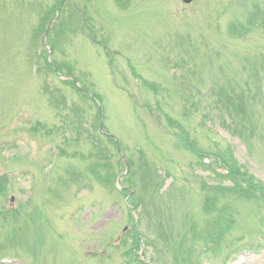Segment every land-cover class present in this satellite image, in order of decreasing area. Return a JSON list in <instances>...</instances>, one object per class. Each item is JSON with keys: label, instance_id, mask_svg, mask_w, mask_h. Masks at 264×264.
Instances as JSON below:
<instances>
[{"label": "rangeland", "instance_id": "1", "mask_svg": "<svg viewBox=\"0 0 264 264\" xmlns=\"http://www.w3.org/2000/svg\"><path fill=\"white\" fill-rule=\"evenodd\" d=\"M65 3L57 29L50 26L47 41L54 50L46 57L98 95L104 128L119 138L129 162L125 178L131 184L124 192L132 191L133 199L142 194L143 201L127 206L114 189L115 175L125 166L114 144L98 133L92 100L45 68L39 19L53 14L59 1L0 0V255L9 256L4 264H126L125 248L111 253L109 243L132 220L144 236L141 259L148 264H264V0ZM244 59L254 66L243 69ZM210 87L223 100L213 109L207 108ZM245 92L263 98L253 106L256 121H249L257 127L250 141L225 119L234 103L246 108ZM159 117L179 137L196 141L193 148L183 141L196 154L236 159L251 175L246 183L258 180L261 193L239 195L240 182L202 167ZM153 174L161 184L148 192L143 175ZM220 183L230 185L232 198L216 199L212 190ZM206 193L213 199L208 209ZM211 219L212 226L232 224L216 247L206 246L204 234L197 236L209 232ZM251 244L249 257L237 253ZM128 264L139 259L132 254Z\"/></svg>", "mask_w": 264, "mask_h": 264}, {"label": "water", "instance_id": "2", "mask_svg": "<svg viewBox=\"0 0 264 264\" xmlns=\"http://www.w3.org/2000/svg\"><path fill=\"white\" fill-rule=\"evenodd\" d=\"M185 3H190L192 0H182Z\"/></svg>", "mask_w": 264, "mask_h": 264}]
</instances>
